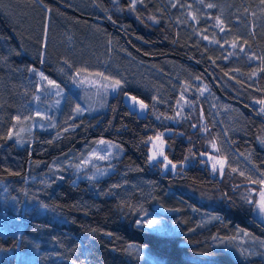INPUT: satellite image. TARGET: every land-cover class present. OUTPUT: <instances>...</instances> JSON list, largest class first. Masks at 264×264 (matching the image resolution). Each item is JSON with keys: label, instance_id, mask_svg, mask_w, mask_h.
I'll list each match as a JSON object with an SVG mask.
<instances>
[{"label": "trees", "instance_id": "obj_1", "mask_svg": "<svg viewBox=\"0 0 264 264\" xmlns=\"http://www.w3.org/2000/svg\"><path fill=\"white\" fill-rule=\"evenodd\" d=\"M56 1L66 9L52 0H0V184L10 189L3 195L0 192V264H264V223L243 199L246 195L256 199L250 188L259 187L251 183L253 178L229 166L219 177L200 163L206 136L193 127L199 115L175 118L178 93L168 84L173 81L167 67L174 63L183 68L184 75L204 79L221 98L241 109L242 127L240 135L232 138L233 144L241 151L250 149L252 161L264 170V122L260 119L264 117L249 102L264 99V65L257 78H251L259 66L243 61L244 54L235 56L236 63L223 64L226 52L206 49L197 39L203 38L201 30L208 32L204 21L208 15L200 21L199 30L191 24L186 29L189 20L180 12L196 2L200 8L208 4L216 5L215 9L238 7L235 13L244 14L246 20L241 29L234 21L227 23L226 45L235 41L248 54L262 56L264 23L252 24L249 10L264 5V0H138L134 10H129V0H123L121 13L113 9L112 0H97L111 13L110 20L82 11L67 0ZM175 15L182 17L179 26ZM68 29L85 39L80 54H86L92 41H104L154 65L164 78L152 77L151 83L164 93V100L139 85L124 83L109 99L105 112L76 117L70 130L59 134L35 130L32 143L20 146L9 138V132L33 99L30 80L35 73L29 70L39 69L63 83L54 64L65 67L61 61L74 62L61 44V35ZM70 70L79 69L73 66ZM125 94L143 99L149 105L147 114L130 112ZM201 102L209 120V109ZM212 128L215 132L216 127ZM158 133H164L166 156L179 165L175 173L147 162L149 142H145ZM100 139L114 141L123 150L108 176L75 181L72 171L64 168L60 179L44 182L51 165L87 152ZM186 157L191 159L186 161ZM29 203H33L30 209L22 208ZM144 213L159 224L153 229L137 227L135 221ZM237 239L247 240V246L261 243L263 247L246 257L230 246Z\"/></svg>", "mask_w": 264, "mask_h": 264}, {"label": "rangeland", "instance_id": "obj_2", "mask_svg": "<svg viewBox=\"0 0 264 264\" xmlns=\"http://www.w3.org/2000/svg\"><path fill=\"white\" fill-rule=\"evenodd\" d=\"M67 1H69L72 5L81 9L82 11L91 13L95 16H106V18H108L109 20L112 19L109 10L103 8L97 0ZM129 1L131 3V0ZM112 2L113 9L116 12H123V0H112ZM212 9H207V7L202 6L200 8L198 7L197 2L194 3V6L188 5L184 6V8H181L180 12L182 11L183 15H186L189 20L185 25L186 29H190L189 24H191V26H194L196 30H199L200 21L204 20V17L208 15L206 20H204L208 23V32L201 30L199 34L202 37L206 36L207 39H203L195 33H193L192 35H194L195 37L198 36L197 39L202 42L203 45H205L206 49L214 47L219 51L226 52L224 57L227 56L228 59L223 58V64H230L231 61H235L236 63L238 57L241 58L243 56L242 54H244L243 61L250 62L248 59V56L250 55L248 54L249 50L247 51L245 49V51L243 52L240 51V48L244 47L242 44H236V47H232V43H228V46H230L229 48L225 43V33L228 29L227 25H229L227 23H229L230 21H234V24H236V26L240 25L241 29L242 21L246 20L243 19L244 14L235 13L239 9L238 7H233L232 10L231 8H217L215 9V12H213ZM7 10L10 9L7 8ZM212 12L216 14L214 15V17L211 14ZM226 12H228L227 15ZM249 12L252 24L258 23L257 25H259L261 23H264V5H257L253 10H249ZM172 17L176 25H178V22L182 20L181 16H179L178 19L177 15ZM193 17H195V19H193ZM217 17L219 18V20H217ZM220 21H222L223 24H221ZM47 27H49V23L46 20L44 23L45 39L47 37ZM220 27H224L225 31L223 33L220 32ZM250 31H252V26L250 27ZM85 36L89 38V31L86 30ZM61 40L63 42L61 44L65 46V48L70 52V54H72V56H74V62L72 60L66 61L68 62V64H71L72 67H78L79 70L77 71L81 72L79 78L83 81H86V83H84L83 86H77L68 79V76L75 74V72L77 71H71L67 67V65H65V61H61L60 63L65 67H58L59 64H54L55 68L60 72L62 76L63 83H60L57 80L53 79L45 72L36 69L35 77L30 80V85L34 90L33 99L30 105L26 108V112L24 113V115H22L17 120L11 132V139L15 141L17 139H20L23 141V143L16 142L18 145L24 146L31 144V137L35 130L59 134L61 131L69 129L70 123L76 117L105 112L109 103V99L118 91H105L104 88L106 85L111 84L115 80H120L121 84L129 83L139 85L146 91L151 92L159 101L164 100V93L160 90V88L154 86V84L151 83L152 77L158 79L164 78L162 74L163 72H161L154 65L141 62L140 60L134 58L123 48H117V46H115L113 43H106L104 41H92L93 43L91 42L89 44L90 48L86 51V54H80L79 47L83 46V41L85 39H82V34L81 37H78L77 33L72 29H68L64 33H62ZM214 41H219V44L213 43ZM220 45H224V47H221ZM230 53H232V55H230ZM237 55L238 57L236 58L235 56ZM117 56H119V58H122L123 61L120 62ZM42 59L44 61H47L48 59V56H46V54L44 55L43 51ZM251 62H254L257 66H259V68H256L253 71L258 75L260 73V67H262L261 62L259 60H253ZM232 65L234 64H231V66ZM167 67L172 73L170 76L172 77L173 81V83L168 82V84H170V88L172 90H175L178 93V101H180L179 106L177 105V102L175 103V108L177 110L175 118L177 120H185L187 116L191 115L192 117V115L196 113H198L199 115V120L198 123L195 124V128H199V132L202 135L206 136V141L204 144L206 151L203 152V157H201L200 155V163L202 165H208L212 170L211 165L215 161L207 160V157L214 156L216 157V160L224 161V168L223 171H220V166L219 164H217V171L215 173L213 172V174L221 177L225 172L227 166H229L231 167V169H235L236 172L243 173L249 178L257 180L258 182L255 184L259 187V189L253 187L252 185L250 188V192L251 194L256 195V199H259V192L262 188H264V185L259 183L261 179H264V170L258 168V166L254 164V162L252 161V153L250 149L245 148L244 151H241L233 144L232 138L240 135V129L242 127L241 123L243 122L244 115L241 109L221 98L219 94L211 87V85L208 84L204 79L200 77L184 75L185 72L183 68L174 63L167 64ZM61 68H64L68 75L62 73L60 71ZM40 72H43L49 80H55L56 83L60 85V87L63 89V93L60 96H57L55 94L56 89L49 85L46 80H41L39 76ZM235 72L239 73L238 71ZM99 73H103V77L97 75ZM257 75L255 78H257ZM104 77H107L108 79H105ZM250 77L254 78L252 75ZM185 85L188 86L187 91H185L184 89ZM182 92L184 93L183 99H181ZM201 92H203V95L199 94ZM127 95L134 96L131 94ZM201 99L205 101L209 109V120H207L203 114ZM57 101H59V103H57ZM258 101L260 100L253 99L249 101L250 105L254 107L257 112H259L260 107H262L258 104ZM77 105H80V107L86 109V111L78 116H74V110ZM147 111L141 116H145L147 114ZM177 113H180V115L177 116ZM261 115H263L264 117V114ZM212 127H216L215 132H213ZM205 129H207V131H205ZM215 133L217 135H215ZM162 139L164 141L163 152L164 155H166V141L164 137H162ZM100 140H105L110 143L117 144L114 141H109L106 139ZM261 142L262 144H264V137L262 138ZM213 144L216 145L214 149L212 148ZM158 149L159 141H156L155 145L152 142H149V155H151L153 151H157ZM122 153L123 150L117 152L115 148H108L106 144H99L97 142L87 152L77 156H72L70 158H67L66 160H61L60 162L51 165L49 168L50 171L47 179L44 182H51L53 179H60L62 177V171L64 170V168H69L72 171L75 181H93L85 179L84 177L92 176L97 169L103 170L105 174L103 176L97 177L96 180L102 179L108 176L113 171L112 164L115 159L119 158L122 155ZM99 156H106L109 157V159L101 160L98 159ZM187 163L188 162H184L181 164L183 166H186ZM159 164L161 165L163 172H166L163 169V164ZM77 165H80L79 169H77ZM177 170L178 167L175 170H171V172L175 173L177 172ZM0 192L2 195L10 192L9 186L7 184H0ZM24 200L26 199L24 198ZM12 203L14 204L13 201ZM32 206L33 203H29L24 204L22 208L30 209ZM254 216L256 219L262 222L257 212H254ZM246 242L247 240L245 239H237L234 240L230 246L238 253H241L242 255H245L247 257L250 254H255V249H257L261 245L260 243L252 247L247 246ZM261 246L263 247V245Z\"/></svg>", "mask_w": 264, "mask_h": 264}, {"label": "snow or ice", "instance_id": "obj_3", "mask_svg": "<svg viewBox=\"0 0 264 264\" xmlns=\"http://www.w3.org/2000/svg\"><path fill=\"white\" fill-rule=\"evenodd\" d=\"M142 2V0H141ZM136 3L137 0H131V4H130V9L129 10H134L136 7ZM176 5H173V7H175ZM207 8L212 9L214 7H216V5L214 4H208L206 5ZM193 19H195V17H193ZM217 20H219V18L217 17ZM221 24H223L222 21H220ZM225 31L224 27H220V32L223 33ZM203 39H207V37H203ZM213 43L219 44V41H214ZM227 43V42H225ZM245 44H247V42H244ZM221 47H224V45H220ZM232 47H236V42L233 41L232 42ZM240 51H245L244 47L240 48ZM230 55H232V53H230ZM224 59H228V57H224ZM249 61H253V60H259L261 62L262 65H264V56H256L255 54L253 55H249L248 56ZM65 65H67V67L70 69L72 67L71 64H68L67 61L64 62ZM262 70H264V68H262ZM29 71H31L32 73H36V69L32 68ZM60 71L62 73H64L65 75H68V73L65 71L64 68H61ZM81 75L80 71L75 72V74L68 76V79L75 85L77 86H83L84 83H86V81L81 80L79 77ZM101 77H103V73H99L97 74ZM253 77H255L257 75V73L253 72L251 74ZM39 76L41 78L42 81L46 80L48 82L49 85H51L53 88L56 89V95L60 96L63 93V89L60 87V85H58L56 83L55 80H49L47 76L44 75L43 72L39 73ZM105 79H108L107 77H104ZM121 87V81L120 80H115L114 82H112L109 85H106L104 90L105 91H111V92H117L119 91ZM185 91L188 90V86L185 85L184 86ZM200 95H203V92L199 93ZM183 95L184 93H181V99H183ZM125 102H126V106L129 107V111L133 112L135 115L140 116L142 114H144L148 108L149 105L147 103H145V101L143 99H138L136 96H128L127 94H125ZM57 103H59V101H57ZM156 100L155 98H153V106H155ZM180 101H177V105L179 106ZM258 104L261 105L262 107H260L259 109V113L264 114V99L258 101ZM84 111H86V109L81 108L80 105H77L75 110H74V116H78L81 113H83ZM39 115V114H38ZM180 113H177V116H179ZM17 119H19V117H17ZM157 119H160V117H157ZM168 119H174V117H168ZM193 127H196L195 125ZM70 129H65V131H69ZM205 131H207V129H205ZM164 133H158L156 137H149L148 141H146L145 143L148 142H152L154 145L156 144V141H159V149L157 151H153L151 155H148V160L147 162L152 165L155 166L156 164L162 163L163 164V169L167 172V171H171V170H175L178 165L173 163L166 155H164L163 152V144L164 141L162 139ZM12 137V133L9 132V138ZM17 143H23L22 140L17 139L16 140ZM99 144H106L108 146V148H115L117 150V152L122 151V149L120 148L119 145L117 144H113L110 143L108 141L105 140H100L98 141ZM216 147L215 144L212 145V148L214 149ZM189 152H192V149H189ZM204 154H201V157H203ZM98 159L101 160H105V159H109V157L106 156H99ZM191 159V157H186L185 160H189ZM207 160H214L215 162L212 163L211 168L212 171L215 173L217 171V164H219L220 166V171H223L224 168V161L222 160H216V157L214 156H208ZM206 162V161H205ZM87 163V161H86ZM77 169L80 168V165L76 166ZM233 171H235V169H233ZM105 173L103 170L97 169L92 176H86L84 177L85 179L88 180H96L97 177L99 176H103ZM241 175H243V173H241ZM251 183L255 184L257 183V181H251ZM260 184L264 185V179H261L259 181ZM243 199L245 200L246 203H248L249 205H253V211L257 212L259 214V217L261 218V221L264 222V188H262L259 192V199H253L250 196H244ZM47 207V206H45ZM143 211L142 209L138 210L137 215L140 214V212ZM148 213H144L143 217L137 221H135L137 227H146L148 229H153L155 228L156 225L159 224V221L153 220V219H149L148 218Z\"/></svg>", "mask_w": 264, "mask_h": 264}, {"label": "water", "instance_id": "obj_4", "mask_svg": "<svg viewBox=\"0 0 264 264\" xmlns=\"http://www.w3.org/2000/svg\"><path fill=\"white\" fill-rule=\"evenodd\" d=\"M52 2H54L55 4L59 5L62 8H65V6L63 4H61L60 2L56 1V0H52ZM66 9V8H65ZM80 15V14H79ZM81 17H84L88 20L94 21V22H99V23H106L105 20L98 18V17H94V16H88V15H80ZM193 63V62H192ZM197 67H199V65L196 64ZM202 68V67H201ZM202 71L206 74L207 78L209 79V81L211 82V84L215 87V89L220 92L217 83L215 82V80L212 78V76L206 71V69L202 68ZM240 104L245 110H248L250 113H252V110L247 107L246 105H243L241 103ZM253 114V113H252ZM258 117V116H255ZM260 118V117H259ZM263 122H264V118H260Z\"/></svg>", "mask_w": 264, "mask_h": 264}]
</instances>
